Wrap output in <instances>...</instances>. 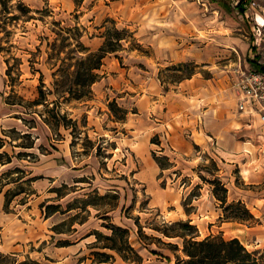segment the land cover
I'll return each instance as SVG.
<instances>
[{"label": "rangeland", "instance_id": "rangeland-1", "mask_svg": "<svg viewBox=\"0 0 264 264\" xmlns=\"http://www.w3.org/2000/svg\"><path fill=\"white\" fill-rule=\"evenodd\" d=\"M5 1L0 153L11 162L0 164V264H93L94 252L112 256L99 264H183L185 241L212 235L222 221L254 226V237L264 239V175L255 160H264V124L243 118L232 87L264 64V26L256 22L264 0H251L244 13L237 5L245 0H19L32 10L28 20L18 0ZM107 29L123 30L121 46L103 58L89 95L60 99L66 126L44 123L53 121L42 105L32 115L7 103L36 99L41 73L49 88L60 65L46 59L47 40L80 33L94 51L113 37ZM170 100L189 107L171 116ZM244 166L252 172L245 179ZM215 179L227 188V204L257 203L258 218L226 217L233 212L216 199ZM161 189L163 205L152 210L151 192ZM109 224L128 229L137 255L124 261L103 248ZM243 242L262 255L248 249L251 238Z\"/></svg>", "mask_w": 264, "mask_h": 264}, {"label": "trees", "instance_id": "trees-1", "mask_svg": "<svg viewBox=\"0 0 264 264\" xmlns=\"http://www.w3.org/2000/svg\"><path fill=\"white\" fill-rule=\"evenodd\" d=\"M250 1L251 0H245L244 2L240 1L237 5L238 10L241 13H244ZM0 4L3 6L4 12L9 13V8L6 7V1L0 0ZM17 8L21 12V16L26 17L25 20L34 18L33 15L29 14L32 10L23 5L19 0ZM9 18L12 20H19L20 14H12ZM68 29L70 30L71 28ZM76 30L78 31V28H76ZM110 31L111 30L107 29L108 35H112ZM122 31L123 30L115 29L112 35L113 37L106 38L102 45L94 51L83 44L80 39L82 34L80 33L76 36L78 38L71 36L58 37L57 35V37H54L53 41L47 40L46 50L44 51L46 59H49L50 61L52 59L58 60L60 65L56 72L53 73V81L50 82L49 88L44 83L43 74L41 73L39 77V85L37 86L36 99L28 101L26 105L14 101H7V103L11 105L19 104L26 108V113L32 115L35 114L34 112H37L34 107L42 105L46 108V111L50 113L52 118L51 121H53L50 122L45 116L42 118L44 123L48 125L58 126V124H62L66 126L69 120L65 114H61L62 101L60 99L62 98L63 101L71 99L80 100L91 93L90 87L100 78L97 71L102 65L103 58L108 53H113L119 50L121 46L120 40L123 38ZM38 49L41 52V47H38ZM0 50H4L1 44ZM63 52L65 54L64 57L61 56ZM14 59L18 60L19 58ZM6 62L8 65L6 74L10 77V80H13L14 76H12V71L14 66L10 65L9 59H6ZM254 66L256 69L264 72V64L254 63ZM50 96L52 99H50ZM51 104H53L52 107H50ZM0 147H2V144ZM9 162H11V156L7 152L0 153V164ZM213 182L215 183L213 193L216 199L220 201L225 210L228 208L232 209L233 216L226 217H231L240 221L254 219L253 214L241 201H238L236 204H227V188L225 184L219 179H215ZM217 190L221 193L218 194ZM7 193L8 191L6 194ZM47 207L49 208L51 205H48ZM181 225L182 227H191L189 222H182ZM106 228L111 231V234L103 235L107 241V243L103 245V248L116 251L124 261L129 259L127 253L137 255L135 249L128 244V229L114 224H109ZM95 233L98 235L97 239L102 235L97 231ZM183 250L189 257V259L183 264H262L260 259L263 258V254L256 257L258 252H249L238 238L225 240L219 235H209L202 240L190 238L185 241ZM94 255L96 259L93 264L109 262L112 258V256L106 252H94ZM19 264L42 263L35 260H24Z\"/></svg>", "mask_w": 264, "mask_h": 264}, {"label": "crops", "instance_id": "crops-1", "mask_svg": "<svg viewBox=\"0 0 264 264\" xmlns=\"http://www.w3.org/2000/svg\"><path fill=\"white\" fill-rule=\"evenodd\" d=\"M204 97L207 99L209 96H207L205 94ZM159 98L161 99V96ZM164 100H165V98H164ZM171 101L172 100H170L169 102L165 101L166 102V109L171 114V116L177 114L176 112L183 111L184 109L189 107V103L187 101H185L183 108L180 110L181 105L176 107ZM181 104H183L182 101H181ZM204 110L208 111L210 109H207V108L205 109V107H204ZM213 111L215 112V109H213ZM241 114H244L243 118H246L248 120V117H247L248 115L246 113H241ZM252 120H253V118H252ZM257 121H259V120L255 119V122H257ZM252 122H254V121H252ZM232 148H234V149H236V148L240 149L241 148L244 151H246L244 146H242L241 144H237V143H233ZM236 157H237V155H236ZM236 159H238V158H236ZM255 160H256V163H259V164H257L258 165V167H257L258 168V172H260V174H258V175L259 176L264 175V160H262V157H258V155H256ZM243 170H247L248 171L246 174H242V177L244 179L248 178L247 175H251L252 174V172H250L251 169L247 168L246 166L243 167ZM151 193L152 194L150 195L151 201H150V207L149 208L152 209V210H155L158 206H162L163 205L161 202H158L157 196H163L164 191H163V189H161V190H158L156 192H151ZM240 199L243 200L241 197L237 198V200H240ZM164 202L168 203V198H166V195L164 196ZM246 204L249 207V209H250V207L252 208L251 212L254 215V217L258 218V214L256 213V211L259 212L258 209H257L258 208L257 207L258 204L254 203L252 201L251 202L246 201ZM189 219H191V217H189ZM234 225H242V224H240V223H238L236 221H222L221 226L218 228V230L216 232L211 228L212 235H215L216 233H221L224 237H228L230 239L231 238H238L240 240V242H242L243 244H244L243 240H249V238H251L253 243L250 245V247H252V248H248V249L249 250L250 249H256L257 251L260 250V253H262L264 255V239H259L257 237V235L254 237L253 233L255 231L254 230L255 227L254 226L247 227V226L243 225L244 229H241V228L233 229ZM239 233H241V234H239ZM225 235H227V236H225Z\"/></svg>", "mask_w": 264, "mask_h": 264}, {"label": "built area", "instance_id": "built-area-1", "mask_svg": "<svg viewBox=\"0 0 264 264\" xmlns=\"http://www.w3.org/2000/svg\"><path fill=\"white\" fill-rule=\"evenodd\" d=\"M232 87L237 109L246 113L249 121L256 117L264 124V72L250 70L239 74Z\"/></svg>", "mask_w": 264, "mask_h": 264}, {"label": "bare ground", "instance_id": "bare-ground-1", "mask_svg": "<svg viewBox=\"0 0 264 264\" xmlns=\"http://www.w3.org/2000/svg\"><path fill=\"white\" fill-rule=\"evenodd\" d=\"M256 22L259 26H264V18H262L261 16L256 17Z\"/></svg>", "mask_w": 264, "mask_h": 264}]
</instances>
